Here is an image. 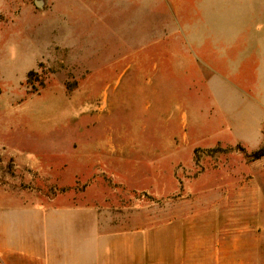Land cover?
<instances>
[{"label": "rangeland", "instance_id": "obj_1", "mask_svg": "<svg viewBox=\"0 0 264 264\" xmlns=\"http://www.w3.org/2000/svg\"><path fill=\"white\" fill-rule=\"evenodd\" d=\"M262 54L264 0H0V236L91 201L108 232L161 240L233 208L258 239L264 121L243 88Z\"/></svg>", "mask_w": 264, "mask_h": 264}, {"label": "crops", "instance_id": "obj_2", "mask_svg": "<svg viewBox=\"0 0 264 264\" xmlns=\"http://www.w3.org/2000/svg\"><path fill=\"white\" fill-rule=\"evenodd\" d=\"M256 59L258 79L243 91L246 108L257 118L255 127L261 128L264 121V54ZM80 194L85 196L86 192ZM53 202L35 206L33 241L7 237V227L2 226L0 256L3 264H20L8 260L9 256H24L27 264H253L264 257L262 205L256 212L258 223L263 226L258 239L254 238L256 234L250 238L253 232L249 227L238 231L234 228L235 221L240 219L235 218L238 213L231 207L224 225H218L217 220L222 217L217 211L211 225L207 223L204 227L195 220L169 222L172 232H165L163 239L156 240L140 238L137 229L124 231L122 224L118 230L108 232L106 222L113 217L108 219L104 212L101 215L102 207L91 201ZM242 214L248 217V212Z\"/></svg>", "mask_w": 264, "mask_h": 264}, {"label": "trees", "instance_id": "obj_3", "mask_svg": "<svg viewBox=\"0 0 264 264\" xmlns=\"http://www.w3.org/2000/svg\"><path fill=\"white\" fill-rule=\"evenodd\" d=\"M32 73H33V71H30L29 74H32ZM263 155H264V148L258 149V150L254 151V152L251 154V156H252L253 158H260V157L263 156Z\"/></svg>", "mask_w": 264, "mask_h": 264}]
</instances>
